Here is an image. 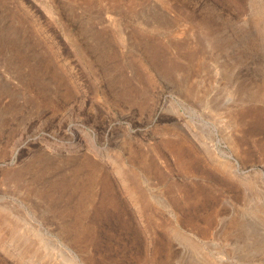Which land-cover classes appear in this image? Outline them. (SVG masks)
<instances>
[{"label":"rangeland","instance_id":"rangeland-1","mask_svg":"<svg viewBox=\"0 0 264 264\" xmlns=\"http://www.w3.org/2000/svg\"><path fill=\"white\" fill-rule=\"evenodd\" d=\"M0 264H264V0H0Z\"/></svg>","mask_w":264,"mask_h":264}]
</instances>
